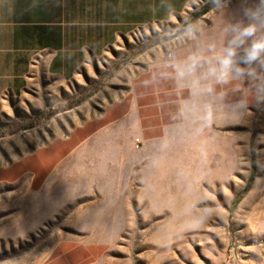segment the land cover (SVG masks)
Segmentation results:
<instances>
[{
	"label": "rangeland",
	"instance_id": "374dc122",
	"mask_svg": "<svg viewBox=\"0 0 264 264\" xmlns=\"http://www.w3.org/2000/svg\"><path fill=\"white\" fill-rule=\"evenodd\" d=\"M219 1L136 31L96 63L86 89L72 94L70 111L0 108V173L68 132L66 116L80 102L89 105L98 92L169 57ZM198 114L166 141L135 145L121 180L127 201H96L81 190L43 198L29 175L0 176V264H57L71 255L76 264H264V99L247 110L215 106Z\"/></svg>",
	"mask_w": 264,
	"mask_h": 264
},
{
	"label": "crops",
	"instance_id": "0c3cea01",
	"mask_svg": "<svg viewBox=\"0 0 264 264\" xmlns=\"http://www.w3.org/2000/svg\"><path fill=\"white\" fill-rule=\"evenodd\" d=\"M208 2L0 0V108L15 103L33 113L70 111L72 94L86 89L96 63L136 31L183 20ZM201 17L169 57L132 72L120 87L98 92L89 105L80 102L66 116L68 132L0 176L21 181L29 175L32 192L43 198L81 190L96 201H127L121 180L133 166L135 145L168 140L200 109L256 107L264 99V56L248 62L247 49L264 39V0H220ZM249 26L255 32L241 42L239 33ZM230 47L235 54L225 69ZM92 104L95 112L87 115ZM43 164L49 166L44 176ZM71 250L62 251L80 249ZM76 261L71 255L57 264Z\"/></svg>",
	"mask_w": 264,
	"mask_h": 264
},
{
	"label": "clouds",
	"instance_id": "9594fccd",
	"mask_svg": "<svg viewBox=\"0 0 264 264\" xmlns=\"http://www.w3.org/2000/svg\"><path fill=\"white\" fill-rule=\"evenodd\" d=\"M255 32V28L252 26H249L247 28H244L240 33L238 39L243 41L245 38H251ZM235 43V41L233 42ZM233 49L230 47L226 50V57L222 61L223 66L225 69H227L231 63V57L234 55ZM261 56H264V39L260 40H254L250 47L247 49V60L248 62H253L259 59Z\"/></svg>",
	"mask_w": 264,
	"mask_h": 264
},
{
	"label": "trees",
	"instance_id": "16d2710c",
	"mask_svg": "<svg viewBox=\"0 0 264 264\" xmlns=\"http://www.w3.org/2000/svg\"><path fill=\"white\" fill-rule=\"evenodd\" d=\"M203 13H204V12H203ZM203 13H201V14H203ZM252 181H253V177L250 179L248 186H250V184L252 183ZM234 205H235V204H233V207H234Z\"/></svg>",
	"mask_w": 264,
	"mask_h": 264
}]
</instances>
